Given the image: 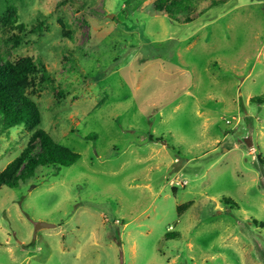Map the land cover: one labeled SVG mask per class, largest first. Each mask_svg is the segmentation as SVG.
<instances>
[{
    "label": "rangeland",
    "instance_id": "obj_1",
    "mask_svg": "<svg viewBox=\"0 0 264 264\" xmlns=\"http://www.w3.org/2000/svg\"><path fill=\"white\" fill-rule=\"evenodd\" d=\"M156 1L0 0L40 128L80 155L0 188V264H264V0ZM32 132L0 135V173Z\"/></svg>",
    "mask_w": 264,
    "mask_h": 264
},
{
    "label": "trees",
    "instance_id": "obj_2",
    "mask_svg": "<svg viewBox=\"0 0 264 264\" xmlns=\"http://www.w3.org/2000/svg\"><path fill=\"white\" fill-rule=\"evenodd\" d=\"M156 9L168 13L172 18L186 14L187 23L196 17L195 14H189L192 12L189 0H157ZM1 47L0 37V135L4 131L21 126L33 131L29 145L0 173V188L6 186L16 189L21 183L32 179L40 167H68L76 163L80 155L56 143L40 128L39 108L27 95L31 76L38 71L34 59L27 57L12 62L2 53ZM251 101L263 104L264 95L252 98Z\"/></svg>",
    "mask_w": 264,
    "mask_h": 264
},
{
    "label": "water",
    "instance_id": "obj_3",
    "mask_svg": "<svg viewBox=\"0 0 264 264\" xmlns=\"http://www.w3.org/2000/svg\"><path fill=\"white\" fill-rule=\"evenodd\" d=\"M236 148L237 147H243L247 152H250L252 150H255L254 148V145L251 141L250 138H244L242 140L239 141V144L236 143V145H234ZM43 227H46V228H53L55 227L54 225H51L49 223H46V222H40L37 224V227L36 229H39V228H43Z\"/></svg>",
    "mask_w": 264,
    "mask_h": 264
}]
</instances>
